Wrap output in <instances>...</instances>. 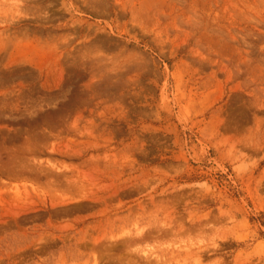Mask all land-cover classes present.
Segmentation results:
<instances>
[{
	"label": "rangeland",
	"instance_id": "374dc122",
	"mask_svg": "<svg viewBox=\"0 0 264 264\" xmlns=\"http://www.w3.org/2000/svg\"><path fill=\"white\" fill-rule=\"evenodd\" d=\"M0 264H264V0H0Z\"/></svg>",
	"mask_w": 264,
	"mask_h": 264
}]
</instances>
